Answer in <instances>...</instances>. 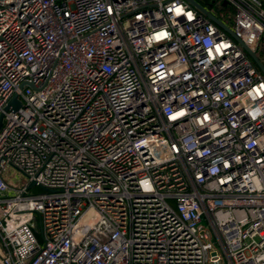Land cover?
Listing matches in <instances>:
<instances>
[{
  "label": "built area",
  "instance_id": "built-area-1",
  "mask_svg": "<svg viewBox=\"0 0 264 264\" xmlns=\"http://www.w3.org/2000/svg\"><path fill=\"white\" fill-rule=\"evenodd\" d=\"M0 114V264H264V77L187 1L0 0Z\"/></svg>",
  "mask_w": 264,
  "mask_h": 264
},
{
  "label": "water",
  "instance_id": "water-1",
  "mask_svg": "<svg viewBox=\"0 0 264 264\" xmlns=\"http://www.w3.org/2000/svg\"><path fill=\"white\" fill-rule=\"evenodd\" d=\"M187 1L190 5H192L196 10H198L202 15L207 17L211 22H213L218 28L226 32L235 42H237L242 50L246 53V55L252 60L254 65L257 67V69L260 71V73L264 77V62L261 61L256 53L252 50H250L242 41H240L233 33L231 28L227 25H225L220 19H218L215 15H213L209 10H207L203 5L198 3L196 0H185ZM224 5V3H222ZM32 87V85H29ZM13 105L14 109H16L19 106V101L17 100V96L13 95L12 98L9 101V105ZM8 105L5 107L4 111L8 110ZM2 117L3 114H0V127L2 124ZM34 186L33 182H30L28 184V188H31Z\"/></svg>",
  "mask_w": 264,
  "mask_h": 264
},
{
  "label": "rangeland",
  "instance_id": "rangeland-1",
  "mask_svg": "<svg viewBox=\"0 0 264 264\" xmlns=\"http://www.w3.org/2000/svg\"><path fill=\"white\" fill-rule=\"evenodd\" d=\"M199 2H202L201 0H198ZM217 4H220V0H215ZM203 3V2H202ZM222 12H224L225 14L223 15V13H219L218 16L219 17H223V19L228 23L230 22V18H232V15H233V11L230 7H228L227 9L223 10ZM12 180H9L11 185L13 187H16V186H22L23 185V182L25 181L24 177H22L20 174H18L16 172V174L14 173L13 176H11ZM16 179H19L21 180V182L19 181H15ZM31 190H35V187H33Z\"/></svg>",
  "mask_w": 264,
  "mask_h": 264
},
{
  "label": "trees",
  "instance_id": "trees-1",
  "mask_svg": "<svg viewBox=\"0 0 264 264\" xmlns=\"http://www.w3.org/2000/svg\"><path fill=\"white\" fill-rule=\"evenodd\" d=\"M201 1L203 2L202 4H206V2H208V1L211 2V1H215V0H201ZM209 2H208V3H209ZM225 9H227V8L216 7V6H214V5H212V6L210 7V10H211L212 12H220V11H223V10H225ZM232 18H233V15H232ZM232 18H230L229 20L231 21ZM257 56H258V58H259L261 61L264 62V44L262 45V48H261L260 52L257 53Z\"/></svg>",
  "mask_w": 264,
  "mask_h": 264
}]
</instances>
